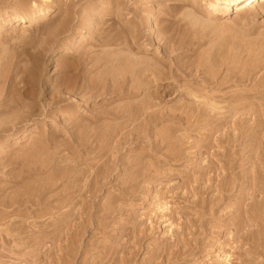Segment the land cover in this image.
<instances>
[{
  "label": "rangeland",
  "instance_id": "1",
  "mask_svg": "<svg viewBox=\"0 0 264 264\" xmlns=\"http://www.w3.org/2000/svg\"><path fill=\"white\" fill-rule=\"evenodd\" d=\"M16 1L15 0H3V1L1 0L0 1V118L3 119L4 121L7 120V122H3L0 119V121H1L0 123H2V124H0V128H1V125H3L4 123H7V124L10 123L9 120L13 117V115L12 114L8 115V113H9L8 111L11 110L10 113L12 112L13 114H15L14 109H13L15 107L14 104L20 106V104L22 103L23 105L21 104L22 106H20L21 110L19 109L21 111V113H22V111L25 112V110L26 111H32L33 117L30 120L26 121L25 123L17 124V127H19V128L16 131H14V129H13L12 130L13 133L9 132L6 134H0V158H3L2 155L4 153H6L5 155L9 154V156H12L11 158H13V155L16 154V155H20L19 156V158L21 157L20 162L21 161L24 162L25 161L24 159L28 158L27 157L28 155L26 153L28 151H30L31 148L29 146H32L31 144H33V146H32L33 149L35 147H36L35 148L36 150L38 149L37 151L35 149L34 150L31 149V150L41 154V151L43 150V146L46 145V144L45 145L43 144V146H41L42 145V137H45L48 134V132L50 133L52 130H53L52 132L55 131L56 135L52 136L53 137L52 141L56 138L57 141L56 140H54V141L57 142L58 146H56L57 145L56 142L53 141L54 144H56L55 148H57V149H56V153H55L56 156L51 155V159H52V156L55 158L56 157L59 158L58 160H57V158L55 159V160H57V163L53 167L54 168L56 167V168H55V170L54 169L48 170L50 168H47V166H46V168H44L42 170L43 172L41 171L42 174L40 173L42 175V177L43 176L45 177V180H48V178L50 179V177H53L52 179L48 180V181L53 182V184H52V182H50V186H49V189H51V192L52 191L56 192L55 190L58 191V190H61L63 188L66 189V187L71 186L72 180H68V179H72V174H70V173H73L76 171L75 175L74 174L73 175L74 176L78 175V178L80 179V180H78L79 182L78 181L75 182L77 184V187H79V188H77L78 192L76 191V193H80L81 188H83L81 191V193H83V190L85 189V184H83V183H86L90 178V177H88V174L90 173L89 176H91V172L93 173L95 168L97 170L98 165L102 164L101 167H99V169H101L104 164H107L105 161L103 162L105 157L107 159H109V157H110V159L113 158V160H114V157L122 156L123 158L126 157L127 159L129 158V160H130L132 157L136 158L137 157L136 155H139L138 157H142L141 160L146 159V161L144 160L145 162H148L147 160H150L149 162H152L154 160L156 163V167H158V169H159V165H160V167H161V165H165V166L162 169L160 168L159 170H156V171H155V169H151V171H149L150 175H147V177H145V175H144L145 166L143 165L144 167H142L141 164H139V165L136 164L138 166L133 164V167L135 165L137 167V171L139 170L137 173L138 178L135 175V172H137V171H135L133 169V167H131L132 164L127 165L126 166L127 168L124 167L125 169H122L121 173H118V176L116 175V177H117L116 179L119 178L118 180H120L122 178L121 180H125V178L128 179V177L130 176L131 181L133 180V178L136 179L134 181L136 183H134V182L131 183V181H130V183H128L129 186L126 184V186L129 187L127 189H128V191L130 190L129 191L130 193L128 192L129 195H127L128 193L127 194L125 193V195L123 194L124 196H122V197H124V199L121 197L123 200L119 198L121 195H119V191L116 190V188L109 187V189L103 188L98 192L96 191L97 193L95 192V195L96 196L98 195L97 198H99V199L94 198V200H95V202L98 201L97 203H100L99 205H101V206H104V204L107 205V202L109 200H110L109 202L112 203L113 205L114 204L115 205L118 204V206L123 205L122 206V212H120L121 214L119 213L120 216L118 214H116V215H118L116 217L112 216V217H109V219H107L108 217L102 218V220L104 221V226H103V222H102L101 218L98 219L95 216H94L95 219L93 218V216H92V218H89L90 216L86 215V214H85L86 217L87 216L88 217L86 220H83L82 222H81V220H82L81 218H78V219H80V221H78V219H72V212L74 215L77 214V212L81 208L80 204L83 201L79 200L78 203H76V205H74V204H72V200L70 198H69L70 200L67 199L66 201H64L63 198H61V197L58 198V196L57 197L54 196V198L53 197L50 198V199H53L50 201V203H51L50 206H52L53 204L56 203V205H53L52 208L49 205L47 207L45 205H43L45 207H43L41 205H39L38 207L32 205V206L28 207L27 209H19V210L10 211V218H11V222L13 224H12V227L10 228L11 229L10 234L7 236L8 238L7 239L6 238L0 239V264H39V263L40 264H53L52 262H55L57 264H247V262L248 263H250L252 261L254 262L255 260L256 261L259 260L260 258L263 261V259H264L263 253L264 252H262V251H259L258 255L256 254V255L251 256L252 255V252H251L252 249H250V246H248L250 243H247V240H246V243L244 242V240H242L244 238V235H245V234L241 235V234H243L244 229L242 228L243 230H239V231L235 232L236 230L234 227H235V223L237 222L235 217L238 219V217H237L238 211L237 212L231 211V210H234V208L236 210L237 206L235 207V204L233 202H235V201L239 202V200H240L239 198L242 197V196L240 197V195L244 196V194L242 192L243 191L244 192H246V191L250 192L249 187L247 186L249 183L246 182V181H249V178L244 176L245 181H244L243 177L240 178L239 179V185L240 186H238L236 188V190H231L230 191L231 193L229 191L227 192L228 196H230V198L229 197L228 198L229 199L232 198L231 200L227 199L228 201L226 200V201H219V202L217 201L216 202V200H213L214 196L217 193V190L214 189V187L209 188L206 193H202V191H201L202 190L201 187L203 186L204 182H207V183L212 182V180H209L207 178L212 177L211 179H214L213 184L215 185L217 183V179H218L217 174L221 175L222 169H220V165H221L220 163L221 162L219 163V161L215 160L216 157H214V155L211 156L212 154H210L213 152V150L220 152L221 147H217L216 145H213L212 147L209 148V150L207 152L203 151L202 144L208 138L205 139L202 134H204L205 132H209V129L207 128V131H205L206 128L203 129L199 125L197 128L196 119L194 118V115L198 114V112L197 113L195 112L196 114L193 112V121L195 120L196 127L194 124H192V123H194L193 121H192V123H189V124L190 125L192 124L194 126L188 125V123H186L184 120L181 122V124L175 123L172 121H168L169 123L167 121H163V122H166V124H170V125H166L165 123L161 122V124L158 123V124H155L153 127L149 128V130H151L150 132L155 131L154 133H157L156 131H158L157 135H155L154 133H149L148 128H145L144 125H143V127L145 129L142 127L143 123L140 121H143L144 115H145L142 112H139V113H141V116L139 115V113L136 115L137 117L139 115L140 119H138L135 116V118L133 119L135 121H133V123L131 121H127L128 123H132V124H134L136 122L134 125H132V124L128 125L127 124V126L122 125V124H126L124 122L125 121L124 118L123 119L122 118L116 119V122H117V120L119 122V120H121V119L124 121H120L119 123L118 122L115 123L114 122L115 117H111V115L109 117L107 115L108 114L107 112L115 111V109L112 110L115 105L119 106V103H121L120 106H124V105L126 106L128 103H130L131 99H132L131 100L132 103L134 101V105L136 107L135 109L137 110L138 106H136V105H137V102H138V104L141 102L140 100L143 98L142 95H139V96L136 95L135 98H134V96L132 98L126 97V99H125L123 96H121V93H120L119 94L120 96L118 94H117L118 97L114 96L116 98V100H115L114 97L113 98L109 97L112 95L108 94V95H105V97H102L103 99H105L103 101L100 99L101 97H99V98L96 97V99L95 98L94 99L88 98L89 100L87 98H84L85 96L88 97L90 92H88L87 95H86V93L84 95H81L80 92L78 93V91L80 90L79 87L81 86L80 83H82L84 81H88V79L90 82H92V86L95 88H98V89H102L103 86L111 88L112 85H118V82L116 81V79L115 80H109V82L111 81V83H108V84L107 83L103 84V82L101 80L100 81L97 80L99 78L98 74L103 72L105 68L107 69V67L106 66L104 67V65L101 64L104 67V69H103V67H101L100 64H97V66H100L103 69L102 70L99 67H97L96 64L93 65L92 62H93V60H95L97 58H100V57L103 58L104 56H107V54L111 51L113 52L115 45H116L115 43H118L117 39L119 40V38H116V39L112 38L113 40L115 39V43H112L111 41H109V42L107 41V42H105L106 45H102V44H104L105 38L104 39L99 38V41H98V40H96V37L97 38H98V36L101 37L102 35H104L105 32H106V34L104 36H106V35L109 36L110 33L111 34L113 33V35H111V34L110 35L112 37H117L118 35L116 33H118V32H116V30H117L116 27L118 28L121 23L123 24V25L121 24V26H120L121 28L123 26L130 27V26H134V25H137V26L139 25L142 33L147 27H149V25H151L152 29L155 28V30H156V28H158V29L160 28V30H161L163 28V27H161L162 24L164 26L167 25L168 27H166V29L168 28V31L171 29L170 30L171 32L169 31V34H170V40L172 42L169 40V37H168L169 34H168V31L165 29V27H164V29L166 30L167 34L165 33L164 29H163L164 32H163V30L160 31L158 29H157L158 31L156 30V32H157V34L160 33V37H163V35H162L163 33L168 35L166 37V35L164 34L165 37L162 38L163 39L162 41L165 42L166 40L167 41L169 40L168 42L167 41L166 42L170 43V44L173 43L174 45H179V44H175V41H173V40H177L176 41V43H177L180 37H184L187 35V37H185L183 39V41H182V38H180L179 43L184 42V40L190 39V37H191V39H193L195 37V35L197 36V34L201 35V36H199L200 38L199 37L194 38L195 40L198 41V43H195L193 45L192 51H190L193 53V49H194V53L190 54L191 56L188 54L190 52H188V53L186 52V54H184V56H186L187 54L189 55V56L187 55V59H189L188 63L191 64V65L189 64V66H188V67H190V69H192V67L197 64V62H198V61H196L197 57H198L197 60L203 59L205 64H207V65H205L203 63V65L208 68V69H206V67L204 68V66L202 64H200V63H202L203 60L199 61L200 63L198 62V64H197V66H199V67L194 68L195 67L194 66L193 70H191L192 77L194 75L196 77H198L197 80H195L197 82L195 83L191 76H188V78L186 77L187 79L184 82L181 81V84L183 87L182 89H184L183 94L185 93L186 95L185 94L184 95L186 97H188V99L193 98V97L188 95L189 90H192V89H193L192 91H195L199 96L197 98V100H195V98L189 99V100L187 99V101L185 103H188L187 104L188 106L191 104L190 106H192L193 108H199V107L202 108V106L206 102V100H204L205 99L204 96L210 97V96L217 95V93L214 90L215 86H216V82L218 80H220L221 78H223L226 74H229V73H231V75L234 76L233 79H235L236 77H239V78L243 79V82H241V83L235 82L234 84H232V83L225 84V87L223 88V92L225 91L227 93H234V91H236L237 92L236 94H239L240 92H243L244 89H241V88H245V86L246 87L249 86L248 89L245 88L249 92V91H251V89L249 90V88L252 87L251 85L253 84V81L256 82V81H260V79H263L262 74L264 72V65L262 67L260 66V64H263L261 62L262 61L264 62V59H263L264 55L260 54L261 51L264 49V48H262V46L264 44V11H261L258 8V6H259L258 3L252 2L249 5L243 4L241 6H238V9L237 8L236 9L233 8L232 10L230 9L227 12V14H225V15H216L214 13L212 14L211 8H215L214 4L217 5L218 3L214 2L212 4H209L208 3L209 0H199V1L194 0L195 2L192 0H116L118 3L120 1L119 4L113 0H51L48 2L45 0H20L21 3L28 1V2L23 3V4L29 3L28 5H31V3H34V4L36 3V5L34 6L35 8L34 7L32 9L30 8L29 9L30 11L34 10V12H36V13L39 9H43L46 11V13L43 16L41 15L42 18L39 19L38 22L30 23V26H27V28L24 29L23 27H21V22L17 19L20 17H25L26 15L30 14L31 12L26 11L25 9H24V11H26L25 13L21 12V9H22L21 5L22 4L19 3L20 1H18V0H16ZM123 1H124V3H123ZM114 2H116L118 4L116 7H114L116 5ZM177 3L179 4V6H177L178 5ZM191 4H193V5L191 6ZM123 5H125V7H123ZM18 6H20V7L18 8ZM173 6H175V7L177 6V7L175 8ZM126 8H128V9H126ZM178 8H181V9L178 10ZM257 8L261 12L258 11V13H257L256 12ZM185 9H187V10L189 9L188 11H186V14L189 13V15H186L187 17L190 18V19L188 18L189 21L186 20L187 17L183 21L180 20L181 17H182V19L185 17V15H183V14H185ZM190 9H192V12L190 11ZM16 10L17 11L19 10V12H17ZM123 12H125V13H123ZM126 12H127V15H126ZM165 12L167 13L166 15L164 14ZM84 13H85V15H84ZM86 13H87V15H86ZM115 14H116V18L114 19ZM118 14L119 15L121 14L122 16L120 15V17H117V16H119ZM135 14H137L139 17L135 16ZM191 14H193L195 16L197 15V17L198 18L200 17L202 20V24H200L198 22L197 25L200 24V27L198 26V28H195V27H197L195 24V22L197 23V21L194 20L195 22H191V24L193 23L195 25V27H194L195 30L193 28V24L190 25V23H189L191 18H192ZM83 15H84V18L82 17ZM110 15L113 18H111ZM129 15H131L132 17ZM99 17L101 18L100 21L98 19ZM127 17H129V18H127ZM140 17H141L140 20H142V21L139 20ZM108 18L110 20H106ZM118 18H119V20H118ZM198 18L193 17L192 21H193V19L197 20ZM200 18L198 21H200ZM111 19L113 22L111 21ZM84 20H85V23H84ZM101 20H102V22H101ZM103 20H105V22H107V23L104 22L106 25L103 23ZM121 20H123V21H121ZM129 20L132 21V22L130 21L132 24L135 22H137V24L135 23L134 25H132L129 22ZM145 20H147L148 23H147V21L144 23ZM79 21H81L80 22L81 24L79 23ZM86 21H87V23H86ZM88 21H89V24H88ZM118 22L120 24H118ZM100 23H103V24H100ZM125 23H127V24L130 23V24H128L129 25L128 26ZM142 23H144V24H142ZM79 24H80V26H79ZM107 24H108V26L110 24L111 28H115V31H114V29H112V31L109 30L110 33H108L107 29H109L110 27L106 28V27H108ZM145 24H146V26H144ZM102 25H103V29H104L103 31H105L104 33H103V31L99 32V30H102ZM187 25L191 29V33H193V34H194V32L196 33V34H194V37H192L193 34H192V36H190L191 33H188L190 31V29L187 28ZM201 25L202 26L204 25L205 27L203 26V28H201L202 27ZM53 27L54 28L56 27V29H54ZM46 28H48L49 31ZM51 28H53V31H51ZM57 28H58V30H57ZM192 28H193V30H192ZM93 29H94V31H97L99 33L94 32ZM183 29H185V30L189 29L187 31L188 34L186 33L185 35L183 34V36H182V32L183 31L186 32ZM55 32H56V35H54ZM114 32H115V34H114ZM153 32H154V30L151 31V34ZM156 32H155V35H153L154 38H156L159 35L158 34L156 36ZM119 33H121V32L119 31ZM144 33H146V31H144ZM177 36H180V37H177ZM94 37H95V39H94ZM118 37H120V34ZM160 37L158 36L156 41L153 38L149 42V41L145 40V37L143 38V36H142L141 40L139 39V44H140V41H141V44L137 46V47H139V46H142V47H139V49H138L137 47H135L136 45H134V49H132V52L136 48L137 49L135 50L134 53L131 52V55L135 56L136 52H138L136 59H139L138 58L139 56H140V58H142V56L147 57L148 61H149V59L152 58L153 60L151 59L149 62H153V63H155L156 60H158V59H160V60L163 59L164 61L161 60L160 62H162V63L164 62L165 63L164 65L166 67H167V64L169 66H171L173 64V62H177V60L179 59L177 52L178 51L181 52L182 50H185V49L183 48V49H178L176 51L174 50V51H172L173 53H170L169 55H163V52H162L163 46L161 47L162 42L159 41V40H161ZM199 39L201 41H199ZM101 40H104V41L100 42ZM92 42H95V43H92ZM119 42H120V40H119ZM145 46H146V48H145ZM195 46H197V48H194ZM55 47H57V48H55ZM110 47L113 49H111ZM78 50L79 51L84 50V52L86 50V53L90 52V54L92 53L91 55L95 54L97 57L95 58V55L94 56L90 55L91 58L89 56L88 57L90 59H92L91 61H90V59L83 60L84 57L79 58V56L77 55ZM106 50H107V53H106ZM87 51H89V52H87ZM152 51H154V53ZM158 51H160V52H158ZM263 51H262V53H263ZM72 53L75 55V57H77L80 60V61H78V63L80 65L77 63V61H74V60H78V59L74 58L73 57L74 55ZM144 53H146V54H144ZM207 55H208V57L211 56V57H209V59H207V61L209 60L208 62L205 59L207 57ZM212 55L213 56L216 55V56L213 57ZM154 56L157 59L156 58L154 59ZM175 56H178V57H175ZM195 56H196V58H195ZM149 57H151V58H149ZM174 57H175V59H174ZM189 57H191V58H189ZM212 57L213 58L217 57V58H216V60L215 59L212 60L213 59ZM93 58H95V59H93ZM134 59H135V57H134ZM165 59H167V60L169 59V60L167 61ZM187 59L185 60V58H184V61L187 62ZM193 59H195V62ZM144 60H145V58H144ZM190 60H192L193 62L191 63ZM210 60H212L213 63ZM258 60L260 63L257 62ZM214 61H216V62H214ZM223 61L225 62V64H223ZM82 62H84V63H82ZM89 62H91L90 64L93 65L94 68L93 67L91 68V66H89L90 65ZM209 62H211V63H209ZM255 63L258 64L259 67L255 68L256 67ZM81 64L83 66H84V64H86L85 65L86 69H85V67L81 68ZM210 64L212 66L217 65V67L219 66V68H216L215 66H213V68H212ZM232 64H234V66H232ZM250 64H251V66H250ZM253 64L255 66L254 67L255 69H251ZM87 65L89 66L90 70L88 69ZM164 65H162L161 68L165 67ZM201 65L203 68L201 67ZM208 65H210V67ZM220 66H221V68H220ZM248 66H249V68H248ZM171 67H174V64ZM200 67L202 68V70H204V71L206 70V71L205 72L202 71L200 69ZM81 69L88 70V71L82 70L87 75L90 72V74L88 75L89 77L85 76V74H83L85 77H88L87 80L84 77L82 78L83 75L81 73H83V72L81 71ZM247 70H249L250 72ZM73 71H75L76 73H74ZM106 71L109 73V75L114 76L116 78H119L118 74L120 72L119 73L117 72L119 70H116V72L118 73V74L116 73L117 76L114 74H110V73H114V72H112L113 70L111 72L108 70H106ZM114 71H115V69H114ZM200 71L202 73L203 72L204 73L203 74L197 73ZM207 72H209V73H207ZM77 73H79V77H78ZM95 73L96 74L98 73V74L96 75ZM205 74H206V76H205ZM197 75H199V76H197ZM74 76L75 77L77 76V77L73 78ZM202 76L204 78H206L207 80L211 79V80H209L211 82L210 85H208L209 83L208 84L202 83L199 80V78ZM209 76H212V77L209 78ZM92 77H94L95 79ZM114 77H112V78L114 79ZM83 79H85V80H83ZM171 79L173 80L174 77L172 76ZM171 79L169 78V80L167 79L166 81L167 82L170 81L171 84H176V82L172 83L173 81ZM81 80H83V81H81ZM93 81L95 82V84ZM186 83H188V84L190 83V84L187 85ZM96 84H98V86ZM245 84H247V85H245ZM99 86H101V87H99ZM74 87H76V88H74ZM72 88H73V92H72ZM196 88H198V90ZM76 89H77V93H76ZM213 90H214V92H213ZM231 90L233 92H231ZM240 90H242V91H240ZM248 92H246V93L250 94V95L254 94L252 91L250 93H248ZM210 93H212V94H210ZM18 94H19V97H18ZM52 94H53V96H52ZM57 94H59L60 96ZM174 95L175 94H173V96H171L172 98L170 96L165 97L166 105L165 104L163 105L164 102L162 101L163 103L160 106L161 100H159V99L158 100L152 99V101L154 100L155 104L158 101V103H160L159 104L160 107L168 106V107L172 108V107L180 105L181 104L180 102H182L180 99L181 97H180L179 101H178L180 104H177L176 99H178V97H176ZM36 96H38V98ZM72 96H73V99H72ZM82 96H84V97L82 98ZM49 97L53 101H55V100L57 101V99H58L57 97H62V101L60 103H57V105H55V106L60 105L61 107L60 106L54 107V109L52 108L53 110L51 109L52 110L51 113L49 112L50 114L49 113L47 114L48 116H46V115L43 116V115H41V110H40L41 108L40 107H42V108L44 107V103H42L44 101V98H45V100L48 101ZM74 97H75V99H74ZM140 97H141V99H140ZM168 97L170 98V100ZM19 98H21L22 102L19 100ZM31 98H32V100H30ZM35 98H37V99H35ZM138 98H139V100H138ZM173 98L174 99L176 98L175 99L176 102L174 101ZM199 98H201V99H199ZM50 99H49V101L52 102ZM78 99L81 101L86 99L87 101L84 100L86 102H81ZM122 99L128 101V102L125 101L127 104L122 105L123 104L122 102H124V100H122ZM24 100L25 101L27 100L26 103L29 101L28 102L29 104H26V103L24 104V102H23ZM35 100H37V101H35ZM76 100H78L80 103L77 102ZM193 100H195V102H193ZM15 101H16V103H15ZM18 101H20V104H18L19 103ZM101 101H103L104 104ZM105 101L108 103H106ZM173 101L177 105H174L175 103H173ZM202 101H204V102H202ZM36 102L39 103L40 105L37 104ZM44 102H46V101H44ZM76 102H77V104H76ZM196 102L197 103L199 102L201 105L197 104ZM33 103H34V105H33ZM8 104L10 107L8 106ZM30 104H32V105L30 106ZM193 104L194 105L197 104L198 107L194 106ZM255 104L256 103H253V102H252V104L248 103V105L244 104L246 106H243V104H241V105H238L237 108L245 110V108H251L252 107L253 109H255L254 108ZM11 105H14V106H11ZM249 105H250V107H248ZM25 106L27 107V109H25ZM28 106H30V108ZM36 106H37V108H36ZM72 106L74 107V112H73ZM159 106L157 107V105H154V106H152L153 109H151L152 108L151 107L150 110L151 111L155 110V109L158 110ZM31 107L36 108V109L32 110ZM46 107H47V105H46ZM106 107H108V108L104 109ZM109 107L111 108V110H109L110 109ZM124 107H122V108H124ZM22 108H24V110ZM67 108L69 109V110H67L68 113L66 111ZM118 108H120V107L116 106V109H118ZM244 110H242V111L240 110L241 113H243ZM20 111L17 113L18 115L21 114ZM97 111H99V112H97ZM34 112L37 114L39 112V114L37 115ZM102 113L103 114L105 113V115H103ZM135 113H136V111H135ZM34 114L36 116H34ZM142 114H143V116H142ZM241 115L244 116L245 114H241ZM104 116H106L107 119H105V121L101 122L105 118ZM7 117H10V119ZM97 117L98 118L101 117V119L99 118V120L98 119L94 120ZM5 118H7V119H5ZM112 118H113V120H112ZM136 118L138 120H140L139 121L140 125H139V122L137 123L138 120ZM248 118H249L248 123H251L253 117H251V118L248 117ZM190 119H192V118H189V120ZM106 120H108V121L111 120L110 121L111 124L108 125L109 122L106 124V122H107ZM129 120H130V118H129ZM131 120H132V117H131ZM214 120L215 119H212L211 121H214ZM73 121L74 122L75 121L80 122L79 126L75 125L78 122L74 123ZM95 121H97V122L100 121L102 123V125L105 126L106 129L107 128L108 129L106 131L103 129L101 130V128H103V126L102 125H101L102 127L98 126V124H101L100 122H98V123L96 122L97 123V125H96ZM112 121H113V123H112ZM71 122H72V125H71ZM170 122H172V124ZM183 122L186 124H183ZM190 122H191V120H190ZM73 123L75 126H73ZM114 123L116 125L118 124V126H117L118 129L122 128L121 130L116 129L118 133H116V131H114V129L116 127V125ZM120 123H122L121 126H119ZM162 123L165 124L166 126H168V127H165L168 129V131H169L170 126H172L171 127L172 129H170V130L171 131L173 130V127H174L173 125L177 126L174 128L178 129V130L174 129L176 131L175 133H174V130L172 131L174 134L171 131H169V133H168L167 129L163 130L165 125H162ZM105 124L107 125V127ZM113 124L115 125V127H113ZM86 125L88 126L87 130L89 129L90 131L93 128H94L93 131H95V125H96V128L100 127V128H97V130H100L98 132H97V130L95 132L91 131L93 133V135L91 132L88 131L89 133H91V135L87 132L88 135H90L89 137L87 135V137L89 138V141L87 140L88 138L85 137L87 133H85V134L82 133V132H86L87 130L84 128H83L84 131H83V129H80L81 127H85ZM135 125H136V127H137V125L139 126V127H137L138 130L136 129V127H134L135 130L138 131V132L136 131L137 134L136 133L135 134L138 135V137H140L139 136V134H140L141 139L138 138L136 135H135L136 139L134 137H130L131 135L134 136V132H132V131H135V130L132 127ZM122 126H125V127H122ZM74 127H77L76 131L74 130L75 129ZM91 127H93V128L91 129ZM111 127H112V129H111ZM199 127H200V129H199ZM140 128L142 131L144 130L143 131V133H144L143 137H142V132L139 130ZM129 129L131 131L128 132ZM161 129H162L163 133L165 131V134L169 135V136H170V133H172L173 135L179 133V135H180L179 130H181V135H182L181 137L182 138L180 139L179 135H176V137H174L173 135L171 137H166L165 134H164L165 136L163 138V134H161L162 132H160ZM23 130H25V132ZM26 130L27 131L30 130L29 133H27ZM111 130H112V133H113V131L115 133L110 134ZM182 130H183V133H185V134H182ZM42 131H44V132L42 133ZM45 131H47V132H45ZM107 131H109V132H107ZM123 131H125V134L129 133L130 135L129 134L125 135L123 133ZM139 131L141 133H139ZM166 131L168 134L166 133ZM103 132L105 133V135L108 133L109 136L107 135L104 138ZM121 132L124 134L123 136H122ZM130 132H132L133 134ZM145 132H146V134H145ZM40 133L42 134V137L39 135ZM79 133L82 134L83 138H82L81 134H79ZM119 133H121V136L123 137V139H121L122 137L120 138L117 136V134L119 135ZM69 134H70V136H69ZM75 134H76V137L81 136L80 138L79 137H77V138L80 140L82 139L81 140L82 142L84 139L88 141V142L86 141L85 143L83 142V144L87 143L86 145H88V143H89L86 150L84 149L82 151V147H80L79 144H77V143H82V142L80 140H78L76 137L75 138L73 137ZM153 134L155 135V138H156V136L160 137V138L157 137L155 142H157L159 140L161 141L162 139H163V141L164 140L167 141V139L170 138V140L172 142L169 139L168 140L171 143L175 144V142H173V141L175 140L174 138H177V140H175V141H176V143L178 142L179 145L178 144H176V146L173 145V149H172V146L169 147L171 145V143L169 141H167L168 143L159 142L160 144L158 143V147L160 146L159 148L161 149V150L159 149L160 150V152H159V150L157 149L158 147L156 148L157 150H155V147L153 148V147L148 145L149 142H153V140L155 139ZM112 135L113 136L115 135V136L112 137ZM144 136H148V137H146L147 139H145ZM177 136H179V137H177ZM37 137H39L41 139H38ZM116 137H118V139H120V140H116V141L121 143V144L119 143L120 146H118L119 145L118 143H117L118 145L112 144V142L116 143V141H115V139H117ZM127 137L130 138V140L127 139ZM151 137L154 139H152ZM161 137H162V139H161ZM124 138L126 140H128V142L126 140H124ZM165 138H167V139H165ZM35 139H36V141H35ZM76 139L78 140L77 142H76ZM103 139L105 140V142L103 141ZM150 139H152V141H150ZM106 140H107V142L111 141V144L109 142H108L109 143L108 144L106 142ZM132 140L135 143L132 142ZM136 140H138V141H136ZM102 141L104 142V144L107 143V145H105V147L107 149L104 148L105 149L104 152H103V150L99 149V148H101V149L103 148V147H101V145L103 143ZM122 141H124L126 143H124ZM53 142L52 143L48 142V143H51V145H52ZM181 142H183V144ZM37 143H39V144H37ZM97 143H98V146H100L99 148L98 147L95 148L96 147L95 145ZM130 143H132V144H130ZM146 143H147V145H146ZM51 145L47 144L45 146L43 152L46 153V151H47L48 152L47 154H49V153H52L53 151H55L53 149L54 145H52V148H51ZM113 145H115V146H113ZM141 145H142V148H141ZM47 146H48V148H47ZM89 146H91L93 148H90ZM27 147H29L28 150H27ZM40 147H41V149H40ZM58 147H59V149H58ZM109 147H111L112 149L116 147V149L114 151H116L117 155L112 149H110V153L114 152L115 156H114V153L110 154L109 149H108ZM132 147H133V150L131 149ZM168 147H169V150L171 149L170 150L171 152H169V150L167 151ZM49 148H51V149H49ZM151 148H153V150ZM218 148H220V149H218ZM47 149H49L50 151L51 150H53V151L50 152ZM79 149H81V150L79 151ZM93 149L100 150L101 155L99 154L98 151H97L98 155L97 154L94 155L93 153H97V152H96V150L94 151ZM141 149H142V151H141ZM134 150H136L137 152L139 151V152L136 154V151L134 152ZM143 150L144 151L146 150L147 154L144 153ZM154 150H155V152H158V154L160 153L159 158H157L158 155H157V153L154 152ZM38 151H40V152H38ZM81 151H82V153H81ZM86 151H87V154L85 153ZM92 151H94V152H92ZM128 151H130V152H128ZM140 151H141V153L142 152L143 153L141 154ZM165 151H167V153ZM23 152H24V154H26L25 155L26 157L23 155ZM35 152H32L33 156H35V155L37 156V153H35ZM43 152L41 154L43 157H41L40 154H38V156H37L38 158L35 156V159H38V160H35L34 157H32L30 155V158L34 159V161L31 159L33 161L32 163L40 161L41 158H42L41 162H43V163L47 159L49 160L50 155L44 156L45 154ZM77 152L80 153L81 156H80V154L78 156L76 154ZM106 152H107V154H106ZM119 152H120V154H119ZM168 152L170 153V155H168L169 154ZM33 153H35V154H33ZM103 153L105 155H102ZM127 153H128V157H127ZM161 153H163V154L166 153L167 158H168V159L167 158L166 159L169 160V161H167L168 163H166L167 165L162 160V158L165 154L161 155ZM28 154H31V153H28ZM84 154H85V156L87 155L86 156L87 158L84 156ZM143 154H145L146 156ZM21 155H23V157ZM99 155L102 157H99ZM129 155L131 158L129 157ZM132 155H135V156H132ZM141 155H143L144 158ZM171 155L174 159L171 157ZM244 155L246 157L247 153ZM9 156H7V157H9ZM168 156H170V157H168ZM72 157H74V158L79 157V159L77 158V160L79 162H78V164H76L75 168L77 170L79 169L80 175L77 173L78 171L75 168H74V171L70 170L71 172H66V170L65 171L62 170V168L65 169L63 167V164H65L66 161L69 164L72 161ZM211 157H212V159H211ZM43 158L45 161L43 160ZM147 158H149V159H147ZM151 158H153V160ZM154 158L160 159L163 162H158V164H157V162H156L157 159L155 160ZM28 159H26V160H28ZM107 159H105V160L107 161ZM31 160L29 159L25 163L27 164L28 162H30L28 164V165H30ZM81 160H83V163ZM113 160H111V161L108 160V161L112 162ZM207 160L208 161L214 160V162H215L214 167H217V168H216V170L214 169L215 171L214 170L209 171V173H207L205 176H203L200 167H202V165L204 166L208 162ZM144 161L143 162L141 161V162L145 163ZM109 162H108V164H109ZM37 163L42 164L40 162H37ZM71 163H70V165H72ZM87 163H89V164H87ZM91 163L94 164V168H93V165ZM203 163H205V164H203ZM57 164L59 167L57 166ZM83 164H84V167H83ZM96 164H97V167H95ZM248 165L246 164L245 167H249ZM78 166H80V167H78ZM89 167L93 168V169H90ZM130 167L132 168L133 171L131 170ZM138 167L141 169L143 168V171H141V169H139ZM82 168L84 170H82ZM126 169L129 170V171H127L128 173H130L132 171V173H134V174L132 175L130 173L129 175H127L128 173L126 172ZM80 170H82V172H80ZM67 171H69V170H67ZM117 171H118V168L116 169L115 172H117ZM65 172L67 173V175L65 174ZM84 172L87 173L88 180H87V178L83 179L84 177H86V173H84ZM142 172H143V174H142ZM81 173H83V174H81ZM140 174H142L145 177L144 179L146 180L147 183L149 181L148 184L146 182H144V183L142 182L143 184L141 183V181H144V180H143L142 175L139 176ZM247 174H248V171H247ZM41 175L35 174V176H34V174H33L30 177L34 178L36 176H39L40 178H42ZM68 175H70V176H68ZM124 175H125V177H124ZM126 175H127V177H126ZM8 176L9 175L7 174V167H4L3 164H0V179H1L0 181H2V180L5 181L4 179H6V177H8ZM65 176L66 177L68 176V177L66 178ZM79 176H81L82 179ZM132 176H133V178H132ZM30 177H29V180H31ZM44 177H43V180H44ZM130 177H129V179H130ZM149 177H151V179ZM26 180H28V178ZM82 180H84V181L82 182ZM67 181L68 182L71 181V182L68 183ZM240 181L243 182L242 184H244V185H242ZM113 182L114 181L111 179V183H113ZM0 183H2V182H0ZM11 183L13 184V186ZM133 183L135 184V187H133L134 186ZM6 184H8L9 191L12 190V192H13L15 190V184L13 182L9 181ZM66 184H69V186L68 185L65 186ZM131 184H133V185L131 186ZM144 184L147 186H144ZM9 185H11V186H9ZM137 185H138V188H136ZM139 185H141V186H139ZM241 186H243L242 189H245V190L241 191ZM140 187H141V189H140ZM239 191L242 194H240ZM51 192L47 193V194L49 195V194H51ZM76 193H75V195H76V198L78 199L79 194H76ZM86 193L87 192H85L84 194H85L86 199H87L89 197V194L88 193L86 194ZM134 193H135V195L133 196L132 194H134ZM246 193H245V196L247 194H249V193H247V194ZM238 194H240V195L238 196ZM112 195H113V197L115 196L119 199L117 200V198L116 199H115V197L113 198ZM55 197L57 199H55ZM109 197H111V198H109ZM246 197L248 198V195ZM258 197L261 198L260 196H258ZM258 197H257V199H258ZM247 198H246L247 201L245 200L244 204H245V202L246 203L249 202V200ZM111 199H112V201H114V200H116V201L112 202ZM202 199H203V201H202ZM204 199L206 201L209 200V204L207 205V207L214 204V206H211L212 209H211V207L206 208L204 206L205 205L203 203ZM211 200H212V202H211ZM61 201H63V202H61ZM121 201H122V203L120 204ZM213 201H214V203H213ZM109 202H108V204H109ZM230 202H231V204H230ZM162 203H164V206H166L167 209H165L163 211L157 210L156 207L158 205H163ZM165 203H166V205H165ZM215 203H217V204H215ZM236 204H239V203H236ZM48 207H50V208H48ZM243 207H245V206L243 205ZM119 208L121 209V207H119ZM123 208L125 209V211H123ZM85 211L88 212V209H86ZM235 213H236V215H235ZM85 215H84V217H85ZM219 216H220V219H217V217L219 218ZM88 219H89V222L91 221L89 223V225L87 224ZM91 219H93V220H91ZM221 219L223 220V222L222 221L219 222V224L221 223L220 224L221 226H220L218 224V220H221ZM233 221H235V223H232ZM77 222H78V224H77ZM79 222L82 224H86V227H88V228H86L84 226L86 228L85 230L82 229V232L85 231L84 233L79 232V229L81 230V228L77 229L78 228L77 225H80ZM105 222L107 223V225H105L106 224ZM34 223L37 224L38 226H33ZM97 223H98V225H97ZM99 223L100 224L102 223L101 226H99L100 225ZM249 224L251 225V223L249 222L244 226V228H246V226H248V229H250V227H251V229H253L254 225L250 226ZM19 225L24 226L23 230L25 232L24 231H22V233L18 232L19 230L17 229V226H19ZM93 225L99 226V229L97 228L98 232L92 230ZM75 226H77L76 229H77L78 233L75 230ZM1 227H2V223H0V228ZM79 227H82V225H80ZM100 227L101 228L105 227V228H103V230H102ZM254 228H257V227H254ZM74 230L76 231L77 235L79 234L80 236L79 237L76 236V238H75V240H76L75 249H77V250L73 249V250H75V252L72 255V252H73L72 251V232ZM263 230L259 229L258 232L261 233V231L263 232ZM74 233L75 232H73V234ZM81 233H82V236H81ZM227 234L229 236H226ZM240 235L242 236V238L240 237ZM19 237H22L21 245H17V242H19L17 239ZM246 238H249V237H246ZM241 240H242V242H244V244L243 243L241 244ZM248 242H251V241L249 240ZM78 244H80V245H78ZM76 246L79 248H77ZM239 246H241V247H239ZM245 246H248V249L245 250V248H247ZM88 247L89 248L91 247L92 250L90 251ZM82 248L83 249L87 248V249H85V252L80 255L79 249L82 250ZM251 248H253V250L257 249V248L255 249L254 247H251ZM46 250H48V252H49L48 258L47 257L45 258L43 255L41 257H37V255L41 254V252H44ZM224 252L227 254H230L231 255L230 258H233V259L230 260V258H229V260H227V261L223 260L224 257H222V253L224 254ZM220 253H221V255L218 256V254H220ZM25 254L27 257L26 260L24 259ZM22 255H23V260H22ZM19 257H21V259H20L21 261L19 260ZM33 258H34V260H33ZM243 258L247 261L245 262V260H243ZM252 258H253V260H252ZM261 259L259 260V262L261 261ZM256 261H255V263H256Z\"/></svg>",
  "mask_w": 264,
  "mask_h": 264
},
{
  "label": "bare ground",
  "instance_id": "2",
  "mask_svg": "<svg viewBox=\"0 0 264 264\" xmlns=\"http://www.w3.org/2000/svg\"><path fill=\"white\" fill-rule=\"evenodd\" d=\"M1 1V0H0ZM3 1V0H2ZM16 1V0H15ZM18 1H20V0H18ZM45 1H51V0H45ZM113 1H116V0H113ZM192 1H194V0H192ZM196 1V0H195ZM194 1V2H195ZM199 1V0H198ZM17 2V1H16ZM23 2V1H22ZM25 2H28V1H25ZM25 2H23V3H25ZM35 2V1H34ZM117 2V1H116ZM116 2H114L116 5L114 6V7H116L119 3H120V1H119V3L117 4ZM126 2V1H125ZM214 2H217L218 4L217 5H215L214 4V7L215 8H211V12H212V14L214 13V14H216V15H225V14H227V12L231 9H238V6H241V5H249L250 3H252V2H255V3H258V8L261 10V11H264V0H209V4H212V3H214ZM2 3V2H1ZM19 3H21V1L19 2ZM23 3H21L22 5H21V8L23 9H21V12H26V11H29V12H31L30 14H28V15H26L25 17H20V18H18L17 20H19L20 22H21V27H23L24 29L25 28H27V26H30V23H35V22H38L39 21V19H41L42 17H41V15L43 16L45 13H46V11L45 10H43V9H39L38 11H37V13L36 12H34V10L32 11H30L29 9L31 8H33L35 5H36V3L34 4V3H31V5H28L27 3V5L26 4H23ZM123 3H124V1H123ZM193 3V2H192ZM198 3V2H197ZM178 4V3H177ZM176 4V5H177ZM127 5V4H126ZM193 4H191V6H192ZM177 6H179V4L177 5ZM176 6V7H177ZM196 6V5H195ZM20 6H18V8H19ZM123 7H125V5H123ZM173 7H175V6H173ZM175 7V8H176ZM181 7V6H180ZM17 8V9H18ZM35 8V7H34ZM131 8V7H130ZM193 8V7H192ZM256 9V12L258 13V11H259V9ZM24 9L26 10V11H24ZM126 9H128V8H126ZM133 9V8H132ZM181 8H178V10H180ZM255 9V8H254ZM85 10V9H84ZM189 10V9H188ZM187 9H185V14H183V15H185V17L182 19V17H181V19L180 20H185V18L187 17L186 15H189V13H187L186 14V11H188ZM17 11V10H16ZM190 11L192 12V9H190ZM189 11V12H190ZM261 11H259V12H261ZM17 12H19V10L17 11ZM183 12V11H182ZM243 12V11H242ZM123 13H125V12H123ZM129 13V12H128ZM184 13V12H183ZM244 13V12H243ZM252 13V12H251ZM27 14V13H26ZM108 14V13H107ZM133 14V13H132ZM165 15L167 14L166 12L164 13ZM242 14V13H241ZM84 15H85V13H84ZM84 15L82 16L83 18H84ZM86 15H87V13H86ZM112 15V14H111ZM111 15H110V17H111ZM119 15V14H118ZM121 15V14H120ZM120 15L119 16H117V17H120ZM126 15H127V12H126ZM134 15V14H133ZM169 15V14H168ZM192 15V18L193 17H196V18H198L197 17V15L195 16V15H193V14H191ZM190 15V16H191ZM109 16V15H108ZM122 16V15H121ZM125 16V15H124ZM129 16H131V15H129ZM135 16H138L137 14H135ZM244 16V15H243ZM87 17V16H86ZM89 17V16H88ZM109 17V18H110ZM132 17V16H131ZM139 17V16H138ZM216 17V16H215ZM106 19V20H110V19ZM111 18H113V17H111ZM116 18V14H115V17H114V19ZM123 18V17H122ZM126 18V17H125ZM127 18H129V17H127ZM189 17H187V19L186 20H188L189 21V19H188ZM192 18H191V20H190V25H192L191 24V22H195V21H197V23L195 22V24H196V26L197 27H195V25L193 24V28L195 27V28H198V26L200 27V24H202V20H201V18H200V21H198L199 20V18L196 20V19H193V21H192ZM86 19V18H85ZM89 19V18H88ZM99 19V21H100V17L98 18ZM105 19V18H104ZM121 19V18H120ZM141 19V17L139 18V20ZM118 20H119V18H118ZM117 20V21H118ZM127 20V19H126ZM132 20V19H131ZM131 20H129V22L131 21ZM134 20V19H133ZM144 20V19H143ZM195 20V21H194ZM98 21V22H99ZM111 21H112V19H111ZM116 21V20H115ZM121 21H123V20H121ZM125 21V20H124ZM140 21H142V20H140ZM147 20H145L144 21V23L146 22ZM19 22V23H20ZM81 21H79V23H80ZM101 22H102V20H101ZM105 22V20H103V23ZM113 22V21H112ZM111 22V23H112ZM132 22V21H131ZM130 22V23H131ZM198 22L200 23L199 25H197L198 24ZM83 23V22H82ZM84 23H85V20H84ZM86 23H87V21H86ZM103 23H100V24H103ZM105 23H107V22H105ZM104 23V24H105ZM115 23V22H114ZM130 23H128V24H130ZM136 24H137V22H135ZM135 23H131L132 25H134ZM141 23V22H140ZM144 23H142V24H144ZM147 23H148V21H147ZM152 23V22H151ZM81 24V23H80ZM80 24H79V26H80ZM88 24H89V21H88ZM92 24V23H91ZM99 24V25H100ZM113 24V23H112ZM111 24V25H112ZM118 24H120L119 22H118ZM122 24V23H121ZM121 24L119 25V27L121 26ZM126 25H128L127 23H125ZM98 25V26H99ZM106 25V24H105ZM104 25V26H105ZM123 25V24H122ZM149 25V24H148ZM161 25V24H160ZM159 25V26H160ZM163 25V24H162ZM161 25V27H163L161 30H163L164 29V27H165V29H166V27H168L167 25H163L162 26ZM107 26H108V24H107ZM129 26V25H128ZM144 26H146V24L144 25ZM153 26V25H152ZM202 26V25H201ZM204 26V25H203ZM203 26L201 27V28H203ZM101 27V26H100ZM110 27V24H109V26L108 27H106V28H109ZM113 27V26H112ZM117 28L116 27V29L118 30H116V32H118L119 33V31L121 32V33H119L120 34V37H118L119 36V34L118 33H116L117 35V37H112L111 35H113V33L111 34L110 33V31L109 30H111L112 31V29H114V31H115V28H109V29H107L106 31L108 32V33H110L109 34V36L108 35H106V36H104L105 34H106V32L105 31H103L104 29H103V25H102V30H99V32L100 31H103V33H104V35H100L101 37H99L98 36V38L96 37V40H98L99 41V38H101V39H104L105 38V41L104 40H101L100 42H102V41H104V44H102V45H106L105 44V42H109V41H111L112 43H115V39L116 38H119V40H120V42H119V40L117 39V41H118V43H115L116 45H115V48H114V50H113V52L111 51V52H109L108 54H107V56H104L103 58H97V59H95L97 56L95 55V58H93V59H95V60H93V62H92V64L93 65H95L96 64V66H97V64H103L104 65V67L106 66L107 67V69L106 70H108V71H112V72H114V73H110V74H114V75H116V73L118 72H120L119 74H118V76H119V78H116V77H114V76H111V75H109V73L104 69V67L101 65V67H103V69H104V71L103 72H101V73H97L98 74V76H99V78L97 79V80H101L102 82H103V84H108V83H111V81L109 82V80H115L116 79V81L118 82V85H112V87L111 88H108V87H105V86H103V88L102 89H98V88H95V87H93L92 86V82H90L89 81V79H88V75L90 74V72H89V74L87 75V74H85L83 71H88V70H85L86 69V67H85V65L87 64L86 62V64H84V66L81 64V68H83V67H85V69L83 70V69H81V71L83 72V73H81L82 75L83 74H85V76H88V77H85L84 75L82 76V78L84 77V78H86V80L88 79V81H84V82H82V83H80L81 84V86L79 87V91H78V93L80 92V94L81 95H84L85 93H86V95H87V93L88 92H90L89 93V96L88 97H84V96H82V98L84 97V98H91V99H96V97H101L100 99L101 100H105V99H103L102 97H105V95H112V96H109V97H118V95L121 93V96H123L125 99H126V97H133L134 96V98H135V96L136 95H142V99H141V97H140V103L138 104V102H137V105L136 106H138V108H137V110L135 109L136 107H135V105H134V101H133V103L131 102V100H130V103H126V102H128V101H126V100H124V99H122V100H124V102H122L123 104L122 105H124V104H127L125 107L124 106H120V104L121 103H119V106L118 105H115L114 107H113V109L112 110H114L115 109V111H109V112H107L106 114L110 117V115H111V117H115L114 119V122L115 123H117L118 122V120H117V122H116V119H118V118H124L125 119V121L124 120H119V122L120 121H124L126 124H122V123H120V125L119 126H121V124L122 125H126L127 126V124L129 125H131L132 123H133V121H135V120H133L134 118H135V116L139 113V112H142V113H144L145 115H144V119H143V121H140V120H138V119H140L139 117L141 116V113H139V115H138V121H137V123L140 121V122H142L141 124H142V127H143V125H144V127L145 128H148V131H149V133H154V132H150L151 130H149V128L150 127H153L155 124H158V123H160L161 124V122H163V121H172V122H175V123H179V124H181V122L184 120L186 123H188V125H190L189 123H192V121H193V112L195 113H197L198 112V114H196V115H194V118L196 119V125H197V128H198V125L201 127V128H203V129H205V131H207V128L209 129V132H205L204 134H202L203 136H204V138L206 139V138H208L203 144H202V148H203V151L204 152H207L208 150H209V148L210 147H212L213 145H216L217 147H221V149L220 148H218V149H220V152L218 151H216V150H213V152L212 153H210V154H212L211 156H213L214 155V157H216L215 158V160H217V161H219V163L221 164L220 165V169H222V174L220 175V174H217V176H218V179H217V183L214 185L213 183H214V179H211L212 177H209V178H207V179H209V180H212V182L210 183V182H204V184H203V186L201 187V191H202V193H206L207 191H208V189L209 188H213L214 187V189H216L217 190V193H216V195L214 196V198H213V200H216V202L218 201H226L227 199L228 200H231V199H229L230 198V196H228V191L230 192L231 190H236V188L238 187V186H240L239 185V179L240 178H244V176L245 177H247V178H249V181H246V182H248L249 184L247 185L248 187H249V190H250V192H247V193H249V194H247L246 192H242L243 194H244V196L243 195H240V194H242L240 191V194H238V196L240 195V197L241 198H239L238 200H239V202L238 201H235V202H233L234 204H235V207H236V210H235V208H234V210H231V211H235V212H237L238 213V215H237V217H238V219L235 217V219L237 220V222L235 223V221H233L232 223H235V232H237V231H239V230H243L244 229V232H243V234H241V235H244V238L242 239V240H244V242L246 243V240H247V243H250L248 246H250V249H252V255L251 256H253V255H258V252L259 251H262V252H264V72H263V76H262V78L263 79H260V81H253V84L251 85L252 87L251 88H249V90L251 89V91L255 94H247L246 92H248V90H246L245 88H247L248 89V87H246L245 86V88H241V89H244L243 90V92H240L239 94H236L237 92L236 91H234V93H227V92H223V88L225 87V84H228V83H232V84H234L235 82H243V79L242 78H239V77H236L235 79H233L234 78V76L233 75H231V73H229V74H226L223 78H221L220 80H218L217 82H216V86H215V92L217 93V95H214V96H210V97H205L204 96V100H206V102L204 103V105L202 106V108L201 107H199V108H193L192 106H188L187 104L188 103H185L186 101H187V99H188V97H186L184 94H183V92H184V89H182L183 87H182V84H181V81L182 82H184L187 78H188V76H191L192 77V73H191V70H193V67L194 68H197V67H199V66H197V64H198V62L199 61H202L201 59H199V60H197V58H196V56H195V58H196V61H198L197 62V64L196 65H192L191 67H192V69H190V67H188L189 66V64L190 63H188V60L189 59H187V55L189 54H193L194 53V49H193V53L192 52H190V51H192V48H193V45L195 44V43H198V41L197 40H195L194 38L195 37H199V36H201V35H198L197 34V36L195 35V37H194V34H196L195 32H194V34L193 33H191V29L188 27V25H187V28H189L190 29V31L188 32V33H191V35L190 36H192V34H193V36L192 37H194L193 39H191V37H190V39H188V40H184V42H181V43H179L180 41V38H182V41H183V39L185 38V37H187V35L186 36H184V37H180V36H177V37H180L179 38V40H178V42L176 43V41L177 40H173V41H175V44H179V45H174L173 43H167L169 40H170V34H169V31L171 30L170 28V30L168 31V28L166 29L167 31H168V34H169V36L168 35H166L167 33H166V30H165V33H161L162 35H163V37H165V35H166V37L168 36L169 37V40L166 42H163L162 40V38L163 37H160V33H158L157 34V32H156V30L158 29V28H156V30H155V28L154 29H152L151 28V25H149V27H147L144 31H146V33H144V31H143V33L141 32V30H140V27H139V25L137 26V25H134V26H130V27H126V26H123L122 28L120 27V28ZM143 27V26H142ZM158 27V26H157ZM170 27V26H169ZM192 27V26H191ZM205 27V26H204ZM54 28V27H53ZM53 28H51V31H53ZM145 28V27H144ZM193 28H192V30H193ZM195 28H194V30H195ZM46 29H48V28H46ZM54 29H56V27L54 28ZM96 29V28H95ZM121 29V30H120ZM186 29V28H185ZM185 29H183V30H185ZM189 29H187V30H185L186 32H182V36H183V34L185 35L186 33H187V31L189 30ZM57 30H58V28H57ZM98 30V29H97ZM152 30H154V32L151 34V31ZM158 30H160V28L158 29ZM157 30V31H158ZM160 30V31H161ZM164 30H163V32H164ZM48 31H49V29H48ZM55 31V30H54ZM93 31H94V29H93ZM159 31V32H160ZM94 32H97V31H94ZM99 32H97V33H99ZM155 32H156V36L158 35L159 37H160V39L161 40H159V41H161L162 42V45H161V47L163 48V55H169L170 53H173L172 51H176V50H178V49H185V50H182L181 52H177L178 54V56H179V59L177 60V62H173V64H174V67H171V66H169L168 64H167V67L164 65L165 63L163 62H160L161 60H163V59H158V60H156V62L155 63H153V62H149L152 58L151 57H149V58H151V59H149V61H148V59H147V57H143L142 56V58H140V56L138 57L139 59H136V56H137V53L138 52H136V54H135V56L134 55H131V52H132V49H134V45H136L135 47H137L138 45H140L141 44V41H140V44H139V39L141 40V37L143 36V38L145 37V40H147V41H151L153 38H154V36L153 35H155ZM171 32V31H170ZM187 33V34H188ZM102 34V33H101ZM114 34H115V32H114ZM165 34V35H164ZM54 35H56V32L54 33ZM97 35V34H96ZM104 36V37H103ZM155 36V37H156ZM157 36V37H158ZM189 36V35H188ZM95 37H94V39H95ZM157 37L156 38H154L155 39V41H156V39H157ZM173 37V36H172ZM112 38H115L114 40L112 39ZM142 38V39H143ZM189 38V37H188ZM200 38V37H199ZM168 39V38H167ZM177 39V38H176ZM93 40V39H92ZM91 41V40H90ZM154 41V40H153ZM171 41V40H170ZM199 41H201L200 39H199ZM99 42V43H100ZM172 42V41H171ZM92 43H95V42H92ZM147 43V42H146ZM97 44V43H96ZM144 44V43H143ZM99 45V44H98ZM101 45V44H100ZM110 45V44H109ZM112 45V44H111ZM145 45V44H144ZM197 45V44H196ZM62 46V45H61ZM151 46V45H150ZM263 46H264V44H263ZM262 46V48H264ZM114 47V46H113ZM139 47H142V46H139ZM139 47H137L138 49H139ZM144 47V46H143ZM159 47V46H158ZM55 48H57V47H55ZM73 48V47H72ZM111 48V47H110ZM136 48V49H137ZM145 48H146V46H145ZM194 48H197V46H195ZM48 49V48H47ZM54 49V48H53ZM52 49V50H53ZM75 49V48H74ZM111 49H113V48H111ZM135 49V50H136ZM56 50V49H55ZM88 50V49H87ZM109 50V49H108ZM135 50L132 52V53H134L135 52ZM142 50V49H141ZM144 50V49H143ZM146 50V49H145ZM160 50V49H159ZM264 50V49H263ZM262 50V51H263ZM60 51V50H59ZM73 51V50H72ZM77 51V50H76ZM155 51V50H154ZM154 51H152L153 53H154ZM157 51V50H156ZM262 51H261V53L260 54H262V55H264V51H263V53H262ZM87 52H89V51H87ZM105 52V51H104ZM140 52V51H139ZM158 52H160V51H158ZM185 52V53H184ZM186 52L188 53V52H190V53H188L186 56H184V54H186ZM74 53V52H73ZM72 53V54H73ZM77 53V52H76ZM75 53V54H76ZM106 53H107V50H106ZM105 53V54H106ZM143 53V52H142ZM92 54V53H91ZM90 52L89 53H86V50H85V52H84V50L83 51H79L78 50V53H77V55L79 56V58H83L84 57V59L83 60H86V59H90L91 57H90ZM104 54V55H105ZM144 54H146V53H144ZM158 54V53H157ZM160 54V53H159ZM175 54V53H174ZM54 55V54H53ZM74 55V54H73ZM76 55V56H77ZM94 55H91V56H94ZM102 55V54H101ZM100 55V56H101ZM156 55V54H155ZM161 55V54H160ZM188 55V56H189ZM209 55V54H208ZM208 55H207V57H208ZM211 55V54H210ZM90 58H89V57ZM103 56V55H102ZM134 56L135 57V59H134V57L132 58V57ZM147 56V55H146ZM172 56V55H171ZM178 56H175V57H178ZM191 56V55H190ZM213 56V55H212ZM214 56H216V55H214ZM213 56V57H214ZM74 58H77V57H75V55L73 56ZM170 57V56H169ZM175 57H174V59H175ZM185 58V60L187 59V62L186 61H184V58ZM206 57V56H205ZM204 57V58H205ZM205 58L206 59V61H207V59H209V57H211V56H209L208 58ZM212 57V58H213ZM144 58H145V60H144ZM156 57L154 56V59H155ZM166 58V57H165ZM189 58H191V57H189ZM216 58L217 57H215V58H213L212 60H216ZM78 59V58H77ZM147 59V60H146ZM157 59V58H156ZM177 59V58H176ZM264 59V58H263ZM262 59V60H263ZM74 60V59H73ZM92 59H90V61H91ZM153 60V59H152ZM165 60H167V59H165ZM169 60V59H168ZM167 60V61H168ZM194 60V62H195V59H193ZM212 60H210V61H212ZM74 61H77V63H78V61H80L79 59L78 60H74ZM164 61V60H163ZM166 61V62H167ZM171 61V60H170ZM191 61V63L193 62L192 60H190ZM209 61V60H208ZM207 61V62H208ZM206 62V63H207ZM214 62H216V61H214ZM258 63H260L259 62V60L257 61ZM82 63H84V62H82ZM91 62H89V64H90ZM171 63V62H170ZM200 63V62H199ZM203 63L205 64V62H204V60L202 61V63H200V64H202L203 65ZM209 63H211V62H209ZM208 63V64H209ZM212 63H213V61H212ZM261 63H263V64H260V66L262 67L263 65H264V62L262 61ZM79 64V63H78ZM199 64V65H200ZM223 64H225V62L223 61ZM80 65V64H79ZM78 65V66H79ZM93 65H89V66H91V68L93 67L94 68V66ZM161 65V66H160ZM162 65H164L165 67H163V68H161L162 67ZM191 65V64H190ZM202 65H201V67H202ZM205 65H207V64H205ZM211 65V64H210ZM210 65H208L209 67H210ZM255 65H256V67L254 66V64H253V66H252V68L251 69H255V68H257V67H259V65L258 64H256L255 63ZM88 66V65H87ZM89 66H88V69L90 70V68H89ZM204 66V65H203ZM213 66H215L216 68H219V66L217 67V65H213ZM213 66L211 65V67L213 68ZM231 66V65H230ZM232 66H234V64H232ZM250 66H251V64H250ZM80 67V66H79ZM78 67V68H79ZM97 67H99L100 69H102L100 66H97ZM111 67V68H110ZM200 67V69L202 70V68ZM206 66H204V68H205ZM255 67V68H254ZM220 68H221V66H220ZM248 68H249V66H248ZM96 69V68H95ZM98 69V68H97ZM102 69V70H103ZM111 69V70H110ZM114 69H115V71H114ZM206 69H208L207 67H206ZM235 69V68H234ZM250 69V70H251ZM78 70V69H77ZM101 70V71H102ZM116 70H119V71H117L116 72ZM245 70V69H244ZM80 71V70H79ZM92 71V70H91ZM202 71H204V70H202ZM206 71V70H205ZM204 71V72H205ZM230 71V70H229ZM247 71H249V70H247ZM74 73H76L75 71H73ZM195 72V71H194ZM203 72V73H204ZM227 72V71H226ZM250 72V71H249ZM197 73H201V74H203L201 71L200 72H197ZM207 73H209V72H207ZM228 73V72H227ZM96 74V73H95ZM96 74V75H97ZM191 74V75H190ZM196 74V73H195ZM233 74V73H232ZM248 74V73H247ZM77 75H78V77H79V73H77ZM171 75V76H170ZM194 75V74H193ZM210 75V74H209ZM235 75V74H234ZM117 76V75H116ZM172 76L174 77V79L172 80L171 78H172ZM197 76H199V75H197ZM205 76H206V74H205ZM77 77V76H76ZM75 76L73 77V78H76ZM111 77V78H110ZM112 77H114V79L112 78ZM187 77V78H186ZM210 77H212V76H209V78ZM92 78H94V77H92ZM97 78V77H96ZM169 78L173 81L172 83H174V82H176V84H171V82L170 81H166L167 79L169 80ZM197 78L198 77H196L195 75L192 77V79L194 80V82L196 83L197 81H195V80H197ZM246 78V77H245ZM78 79V78H77ZM81 79V78H80ZM95 79V78H94ZM191 79V78H190ZM191 79V80H192ZM249 79V78H248ZM83 80H85V79H83ZM83 80H81V81H83ZM92 80V79H91ZM199 80L202 82V83H206V84H208V85H210V81L209 80H211V79H206V78H204L203 76L202 77H200L199 78ZM198 80V81H199ZM214 80V79H213ZM254 80V79H253ZM75 82V81H74ZM94 82V81H93ZM113 82V81H112ZM170 82V83H169ZM245 82V81H244ZM179 83V84H178ZM199 83V82H198ZM79 84V85H80ZM94 84H95V82H94ZM187 85H189L188 83H186ZM193 84V83H192ZM237 84V83H236ZM97 86H98V84H96ZM213 85V84H212ZM245 85H247V84H245ZM78 86V85H77ZM204 86V85H203ZM242 86V85H241ZM99 87H101V86H99ZM192 87V86H191ZM197 87V86H196ZM208 87V86H207ZM210 87V86H209ZM244 87V86H243ZM74 88H76V87H74ZM194 88V87H193ZM78 89V88H77ZM77 89H76V93H77ZM186 89V88H185ZM195 89V88H194ZM197 90H198V88H196ZM201 89V88H200ZM227 89V88H226ZM193 90V89H192ZM192 90H189V93H188V95L189 96H191V97H193V98H195V100H197V98L199 97L198 96V94L195 92V91H192ZM212 90V89H211ZM214 90H213V92H214ZM246 90V91H245ZM240 91H242V90H240ZM251 91H249L248 93H250ZM72 92H73V88H72ZM188 92V91H187ZM231 92H233L232 90H231ZM20 93V92H19ZM74 94V93H73ZM118 94V95H117ZM173 94H175L174 96H176V97H178V99H176L177 100V104H180V105H178V106H175V107H172V108H170V107H168V106H166V107H160L161 105H162V103H163V105L165 104L166 105V99H165V97H167V96H173ZM210 94H212V93H210ZM215 94V93H214ZM56 95V94H55ZM54 95V96H55ZM57 95H59V94H57ZM80 95V96H81ZM209 95V94H208ZM22 96V95H21ZM52 96H53V94H52ZM60 96V95H59ZM120 96V95H119ZM18 97H19V94H18ZM37 98H38V96H36ZM114 97V98H115ZM181 97V98H180ZM22 98V97H21ZM21 98H19V100L21 101ZM37 98H35V99H37ZM53 98V97H52ZM58 99H57V101L55 100V101H53V100H51L50 99V97H49V99L52 101V102H50L49 101V99H48V101L47 100H45V98H44V101H46V102H42V103H44V107L42 108V107H40L41 109V115H46V116H48L47 114L50 112L51 113V111L54 109V107H59V106H55V105H57V103H60L61 101H62V97H57ZM80 98V97H79ZM169 98V97H168ZM172 98V97H171ZM179 98L181 99V101L183 102H178L179 101ZM193 98H189V99H193ZM23 99V98H22ZM56 99V98H55ZM72 99H73V96H72ZM74 99H75V97H74ZM88 99V100H89ZM120 99V98H119ZM152 99H159V100H161V104L160 103H158V101H157V103L155 104L154 102V100L152 101ZM174 99V98H173ZM174 99V101L176 102V100ZM188 99V100H189ZM199 99H201V98H199ZM30 100H32V98L30 99ZM64 100V99H63ZM66 100V99H65ZM79 100V99H78ZM76 100L77 102H79V101H81V100ZM84 100H86V99H84ZM81 101V102H86V101ZM111 100V99H110ZM114 100V99H113ZM115 100H116V98H115ZM118 100V99H117ZM138 100H139V98H138ZM169 100H170V98H169ZM195 100H193V102H195ZM17 101V100H16ZM16 101H15V103H16ZM20 101H18L17 103L18 104H20ZM27 101V100H26ZM26 101L24 100L23 102H24V104L26 103ZM35 101H37V100H35ZM103 101H101L102 103H103ZM112 101V100H111ZM163 101V102H162ZM173 101V103H175ZM200 101V100H199ZM14 102V101H13ZM22 102V101H21ZM29 102V101H28ZM26 103V104H29V103ZM48 102V103H47ZM77 102H76V104H77ZM106 102V101H105ZM110 102V101H109ZM169 102V101H168ZM167 102V103H168ZM201 102V101H200ZM202 102H204V101H202ZM252 102L253 103H256L255 104V109H253L252 107L251 108H245V110L244 109H238L237 107H238V105H241V104H243V106H246V105H248V103L250 104H252ZM32 103V102H31ZM37 103V102H36ZM80 103V102H79ZM78 103V104H79ZM106 103H108V102H106ZM190 103V102H189ZM197 103V102H196ZM22 104V103H21ZM20 104V106H22ZM37 104H39V103H37ZM101 104V103H100ZM104 104V103H103ZM159 104H160V106H159ZM176 103L174 104V105H177ZM195 104V103H194ZM193 104V105H194ZM197 104H200L199 102L197 103ZM197 104L196 105H194V106H197ZM203 104V103H202ZM244 104H246V105H244ZM15 105V107L13 108L14 109V113L15 114H13L12 112L10 113V111H8L9 113H8V115L9 114H12L13 115V117L10 119V117H7V118H9L10 120H9V124H7V123H4L3 125H1V128H0V134H6V133H11L12 132V130L14 129V131H16L19 127H17V124H21V123H25L26 121H28V120H30L32 117H33V114H32V111H26L25 110V112H23L22 111V113H21V109H20V106L19 105H16V104H14ZM14 105H11V106H14ZM32 104H30V106H31ZM33 105H34V103H33ZM40 105V104H39ZM46 105H47V107H46ZM70 105V104H69ZM73 105V104H72ZM75 105V104H74ZM154 105H157V107L159 106V108H158V110H150V108L152 107V106H154ZM173 105V104H172ZM173 105V106H174ZM201 105V104H200ZM8 106H9V104H8ZM27 106V105H26ZM25 106V109H27V107ZM30 106H28L29 108H30ZM38 106V105H37ZM37 106H36V108H37ZM68 106V105H67ZM116 106L117 107H120V108H118V109H116ZM10 107V106H9ZM35 107V106H34ZM61 107V106H60ZM73 107V106H72ZM77 107V106H76ZM122 107H124V108H122ZM198 107V106H197ZM248 107H250V105L248 106ZM36 108H32L31 107V109L32 110H34V109H36ZM53 108V109H52ZM108 107H106V108H104V109H107ZM110 108V107H109ZM193 108V109H192ZM243 108V107H242ZM20 109V110H19ZM23 110H24V108H22ZM39 109V108H38ZM37 109V110H38ZM52 109V110H51ZM101 109V108H100ZM151 109H153V107L151 108ZM20 111V113L21 114H17L19 111ZM29 110V109H28ZM60 110V109H59ZM67 110H69L68 108L66 109V111ZM102 110V109H101ZM100 110V111H101ZM109 110H111V108L109 109ZM242 110H244V112L243 113H241V111ZM39 111V110H38ZM55 111V110H54ZM65 111V110H64ZM135 111H136V113H135ZM40 112V111H39ZM39 112H38V114H39ZM73 112H74V107H73ZM72 112V113H73ZM97 112H99V111H97ZM240 112V113H239ZM35 113V112H34ZM49 113V114H50ZM67 113H68V111H67ZM70 113V112H69ZM240 115H239V114ZM35 114H37V113H35ZM34 114V116H36ZM37 114V115H38ZM103 114V113H102ZM133 114V115H132ZM241 114H247L246 116L244 115V116H242ZM40 115V116H41ZM103 115H105V113L103 114ZM102 115V116H103ZM11 116V115H10ZM142 116H143V114H142ZM191 116V117H190ZM253 117L252 118V122L251 123H248V121H249V118L248 117ZM105 118L101 121V122H103V121H105V119H107L106 118V116H104ZM117 117V118H116ZM131 117H132V120H131ZM188 119H187V118ZM7 118H5V119H7ZM100 119H101V117H99ZM99 118L97 117L96 119H94V120H99ZM129 118H130V120H129ZM142 118V117H141ZM189 118H192V119H190L191 120V122H190V120H189ZM1 119V118H0ZM212 119H215L214 121H211ZM3 122H7V120H3V119H1ZM33 120V119H32ZM112 120H113V118H112ZM142 120V119H141ZM15 121V122H14ZM107 122H106V124L109 122V124L108 125H110L111 124V120H106ZM127 121H131L132 123H128ZM1 122V121H0ZM74 122V121H73ZM76 122V121H75ZM74 122V123H75ZM78 122V121H77ZM76 122V123H77ZM94 122V121H93ZM97 121H95V123H96ZM98 122H100V121H98ZM97 122V123H98ZM100 122V123H101ZM118 122V123H119ZM140 122H139V125H140ZM172 122H170L171 124H172ZM194 123H192V124H194L195 125V120L193 121ZM74 123H73V126H75V125H77V126H79V124H80V122H78L77 124H75L74 125ZM97 123H96V125H97ZM112 123H113V121H112ZM114 123V124H115ZM136 123V122H135ZM134 123V124H135ZM163 123H165L166 124V122H163ZM162 123V125H165V124H163ZM169 123V122H168ZM186 123H184L183 122V124H186ZM0 124H2V123H0ZM7 124V125H6ZM105 124V125H106ZM113 124V127H115V125ZM134 124H132V125H134ZM182 124V125H183ZM190 125V126H194V125ZM71 125H72V122H71ZM84 125V124H83ZM82 125V126H83ZM96 125H95V131L97 130V128H100V127H97L96 128ZM102 125V123L101 124H98V126H101ZM166 125H170V124H166ZM164 126V128H163V130H165V129H167V128H165V127H168V126ZM178 125V124H177ZM196 125H195V127H196ZM72 126V127H73ZM103 126V125H102ZM101 126V127H102ZM112 126V125H111ZM118 124L116 125V127H115V129H114V131H116V133H118L117 132V130H119L118 129ZM174 127H177V126H175V125H173ZM87 125L85 126V127H81L80 129H86L87 130ZM106 127H107V125H106ZM110 127V126H109ZM122 127H125V126H122ZM134 127H136V125L135 126H133L132 128L135 130V128ZM137 127H139L138 125H137ZM137 127H136V129H137ZM141 127V126H140ZM141 127V128H142ZM143 127V128H144ZM172 126H170V128H169V131H171L170 129H172L171 128ZM173 127V130L175 129ZM200 127H199V129H200ZM75 129V131H76V128L77 127H74ZM79 128V127H78ZM93 127H91V129H92ZM141 128L139 129L141 132H142V137H143V135H144V133H143V131L141 130ZM142 128V129H143ZM144 128V129H145ZM84 129H83V131H84ZM107 130L106 128H105V126H103V128H101V130ZM111 129H112V127H111ZM117 129V130H116ZM122 129V128H121ZM120 129V130H121ZM132 129V130H133ZM153 129V128H152ZM185 129V128H184ZM183 129V130H184ZM51 130V129H50ZM73 130V131H74ZM79 130V129H78ZM94 130V128L91 130L92 132H95V131H93ZM110 130V129H109ZM124 130V129H123ZM138 130V129H137ZM137 130H135V131H132V132H134V136H130V137H134L135 139H136V137H135V135L137 134L136 133V131ZM172 130V131H173ZM175 130H178V129H175ZM174 130V133L176 132ZM183 130H182V134H185V133H183ZM24 132H25V130H23ZM30 131V130H29ZM29 131H27L26 130V132L27 133H29ZM53 131V130H52ZM48 132V134L45 136V137H42V134L40 133L39 135L42 137V145L41 146H43V144L45 145H47V144H50L51 145V143L54 141V140H56V138L52 141V139H53V135H56V133H55V131L54 132ZM91 132L89 129L86 131V132H82V133H87V132ZM98 131H100V130H97V132ZM104 131V132H105ZM113 131V133H112V130H111V132H110V134H114L115 132ZM126 131V130H125ZM125 131H123V133L125 134ZM129 131H131L130 129L128 130V132ZM139 131V133H141ZM167 131H168V129H167ZM167 131H166V133H167ZM169 131H168V133H169ZM171 131V132H172ZM180 131V135H179V133H177V134H175V135H173L172 133H170V136L169 135H166L165 134V131H164V133L162 132V129L160 130V132H162L161 134H163V138H164V136L166 135V137H171L172 135L174 136V137H176V135H179L180 136V139L182 138L181 136V130H179ZM23 132V133H24ZM44 131H42V133H43ZM45 132H47V131H45ZM79 132V131H78ZM77 132V133H78ZM88 132V133H89ZM91 132V133H92ZM103 132V133H104ZM107 132H109V131H107ZM127 132V133H128ZM132 132H130V133H132ZM138 132V131H137ZM157 133H158V131H156ZM159 132V133H160ZM199 132V131H198ZM13 133V132H12ZM75 133V132H74ZM73 133V134H74ZM76 133V134H77ZM88 133L86 134V138H88L90 135H91V133H89L90 135H88ZM122 133V132H121ZM121 133H119V135L117 134V136L118 137H122L124 134L122 133V136H121ZM136 133V134H135ZM138 133V134H139ZM157 133H154L155 135H157ZM167 133V134H168ZM218 133V134H217ZM76 134L73 136L74 138L76 137ZM79 134H81V133H79ZM78 134V135H79ZM83 134V135H84ZM129 134V133H128ZM128 134H125V135H128ZM133 134V133H132ZM145 134H146V132H145ZM148 134V133H147ZM153 134V135H154ZM165 134V135H164ZM87 135H88V137H87ZM92 135H93V133H92ZM109 136V134L107 133L106 135H105V133H104V138H105V136ZM130 135V134H129ZM155 135H154V138H155ZM159 135V134H158ZM215 135V136H214ZM69 136H70V134H69ZM81 136H82V134H81ZM80 136V137H81ZM115 136V135H114ZM113 135H112V137H114ZM137 137H138V135H136ZM139 136L141 137V135L139 134ZM160 136V135H159ZM162 136V135H161ZM179 136H177V137H179ZM214 136V137H213ZM72 137V136H71ZM77 137H79V136H77ZM76 137V138H77ZM79 137V138H80ZM84 137V138H85ZM111 137V138H112ZM118 137H116L117 139H115V141L116 140H120V139H118ZM129 137V136H128ZM127 137V139H129L130 140V138H128ZM140 137H138V138H140ZM145 137V139H147L146 137H148V136H144ZM153 137V136H152ZM151 137V138H152ZM158 136H156V138H157ZM173 137V138H174ZM38 139H41V138H39V137H37ZM36 138V139H37ZM73 138V139H74ZM82 138H83V136H82ZM110 138V139H111ZM154 138H152V139H154ZM156 138L153 140V142H149L148 143V145L149 146H151V147H155V150H159L160 148V146L158 147V143L159 142H166V143H168L167 141H169L170 140V138H165V139H167V141H163V139H162V137H161V141L159 140V141H157V142H155V140H156ZM158 138H160V137H158ZM203 138V137H202ZM36 139H35V141H36ZM78 139V138H77ZM76 139V142L78 141V140H80V139H78L77 140ZM108 139V138H107ZM109 139V140H110ZM121 139H123V137L121 138ZM133 139V138H132ZM141 139V138H140ZM143 139V138H142ZM149 139V138H148ZM152 139H150V141H152ZM172 139V138H171ZM175 140H177V138H174ZM179 139V138H178ZM75 140V139H74ZM82 140V139H81ZM80 140V141H81ZM88 141H89V138L87 139ZM87 140H83V142L85 143ZM112 140V139H111ZM114 140V139H113ZM124 140H126L125 138H124ZM134 140V139H133ZM132 140V142H134ZM158 140V139H157ZM173 140V139H172ZM173 141V142H175V144L174 143H171L170 141V143H171V145L169 146V147H171L172 146V149H173V145L174 146H176V144H178L179 145V143L177 142L176 143V141ZM38 141V140H37ZM57 141V140H56ZM56 141H54V142H56ZM87 141V142H88ZM103 141L105 142V140L103 139ZM102 141V142H103ZM127 142H128V140H126ZM136 141H138V140H136ZM181 141V140H180ZM179 141V142H180ZM44 142V143H43ZM48 142H51V143H48ZM54 142H53V144L52 145H54L53 146V149L55 150V151H53V150H51V151H53L52 153H49V154H47L48 152L46 151V153H44L43 152V150H44V148H45V146H43V150L41 151V154H42V152L45 154H43L44 156H48V155H50V157H49V160L47 159L46 161L44 160V158H43V160L45 161L44 163L43 162H41V159H40V161H37V162H40V163H42V164H39V163H37V162H34V163H32L33 161H34V159H35V156H33L32 155V152H35V151H32V150H34L33 148H32V146H33V144H31L32 146H29L31 149H30V151H28L26 154L28 155L27 157L31 160L32 158H30V155L32 156V157H34V159H32L31 160V164L30 165H28L30 162H28L27 164L25 163L26 161H28L29 159L28 158H26V159H28V160H26V159H24L25 161L23 162V161H21L20 162V158H19V156L20 155H16V154H12L13 155V158H11L12 156H9V154H7V155H5L6 153H4L3 155H2V157L3 158H0V164H3V166L4 167H7V174L9 175L8 177H6V179H4L5 181H0V182H2V183H0V223H2V227L0 228V239L1 238H3V239H7L8 237V235L10 234V228L12 227V222H11V218H10V211H13V210H19V209H27L28 207H30V206H39V205H41V206H43V205H45L46 207L49 205L50 206V201L51 200H53V199H50L51 197H53L54 198V196H58V198L59 197H61V198H63V200L64 201H66L67 199L68 200H72V204H74V205H76V203H78V201L80 200H82L83 202L80 204V206H81V208H80V210L77 212V214H73V212H72V219H78V218H81L82 220H81V222L83 221V220H86L87 219V217H86V215H89L90 217L89 218H92V216H93V218L95 219V217L96 218H98V219H100L101 218V220H102V218H105V217H108L107 219H109V217H116V216H118L119 215V213L120 212H122V206H118V204L117 205H113L112 203H110L109 201V204H108V202H107V205H105L104 204V206H101V205H99L100 203H97V202H95V200H94V198H97V196L95 195V192L97 191H100L101 189H103V188H105V189H109V187H112V188H116V190H118L119 191V195H121L119 198L120 199H124V197H122V196H124L125 195V193L127 194L129 191H128V189L127 188H129L128 186V183H130V181H131V177H130V179H129V177H128V179L127 178H125V180H118V179H116L117 177H116V175L118 176V173H121V171H122V169H125L124 167H126L127 165H131L132 164V166L131 167H133V164H141L142 165V167H144L145 166V168H144V175H145V177H147V175H150L149 174V171H151V169H155V171L156 170H159L160 168L162 169L165 165H161V167H160V165H159V169H158V167H156V163H155V161L153 160V158H151L153 161L152 162H149L150 160H147L148 162H145L146 161V159H144V160H141V158L142 157H138L139 155H136L137 157L135 158H131L130 157V155H129V157L131 158L130 160H129V158L127 159L126 157L125 158H123L122 156H117V157H114V160H113V158L112 159H110V157H109V159H107L106 157H105V159H107V161L109 160V161H111V160H113L112 162H109V164H108V162L104 159L103 160V162L105 161L107 164H104L103 165V167L101 168V169H99V167H101V165L102 164H100V165H98V169L96 170V168H95V170L93 171V173L91 172V176H89L90 175V173L88 174V177H90L89 178V180H88V178H87V173L86 172H84V173H86V177H84L83 179H85V178H87V182L86 183H83V184H85V189L83 190V193H81V191H82V189L83 188H81V190H80V193H76V191L78 190L77 188H79V187H77V184L75 183L76 181H78V180H80L79 178H78V175H76V176H74L75 175V172H73V173H70V174H72V179H68V180H72V187L71 186H69V184H66L65 186H69V187H66V189L65 188H63V189H61V190H55L56 192H51V189H49V186H50V182H52V181H48V180H50V179H52L53 177H50V179L48 178V180H45V177H44V180H43V177H42V173H41V171L44 169V168H46V166H47V168H50V169H48V170H52V169H54L55 170V168L53 167L54 165H56V163H57V160L59 159L58 157H56L57 158V160H55L56 158L55 157H53L54 155H55V153H56V149L57 148H55V145L57 144V142H56V144H54ZM82 142V141H81ZM83 142L82 143H77V144H79V146L80 147H82V151L85 149H87V147H88V145H89V143H88V145H86V144H83ZM104 142L102 143V145L104 144ZM106 142H107V140H106ZM109 142V141H108ZM107 142V143H108ZM122 142H124V141H122ZM131 142V141H130ZM40 143V142H39ZM39 143H37V144H39ZM91 143V142H90ZM100 143V142H99ZM107 143L106 144H104L103 146L101 145V147H103L102 149L101 148H99L100 146H98V143L94 146L95 148H99L100 150H103V152H104V150L105 149H107L106 147H105V145H107ZM110 144H111V141L109 142ZM108 143V144H109ZM119 144L120 142H118V141H116V143L114 142H112V144ZM124 143H126V142H124ZM135 143V142H134ZM182 144H183V142H181ZM101 144V143H100ZM117 144V145H118ZM121 144V143H120ZM120 144L118 145V146H120ZM130 144H132V143H130ZM129 144V145H130ZM140 144V143H139ZM160 144V143H159ZM165 144V143H164ZM36 145V144H35ZM52 145H51V148H52ZM60 145V144H59ZM91 145V144H90ZM135 145V144H134ZM146 145H147V143H146ZM39 146V145H38ZM56 146H58V144L56 145ZM77 146V145H76ZM93 146V145H92ZM111 146V145H110ZM113 146H115V145H113ZM112 146V147H113ZM136 146V145H135ZM165 146V145H164ZM29 147H27V150H28V148ZM50 147V146H49ZM90 148H93V147H91V146H89ZM122 147V146H121ZM146 147V146H145ZM148 147V146H147ZM158 147V148H157ZM169 147L167 148V151L169 150ZM39 148V147H38ZM47 148H48V146H47ZM51 148H49V149H51ZM105 148V149H104ZM141 148H142V145H141ZM153 148H151L152 150H153ZM157 148V149H156ZM162 148V147H161ZM40 149H41V147H40ZM49 149H47V150H49ZM58 149H59V147H58ZM109 149V153H110V149H112L111 147H109L108 148ZM116 149V147L115 148H113L112 150L114 151ZM118 149V148H117ZM132 150H133V147L131 148ZM150 149V150H151ZM217 149V150H218ZM26 150V151H27ZM36 150V149H35ZM38 150V149H37ZM36 150V151H37ZM81 149H79V151H80ZM92 150V149H91ZM90 150V151H91ZM94 151L96 150V149H93ZM100 150H96V152L98 151L99 152V154H100ZM137 150V149H136ZM136 150H134V152L136 151ZM140 150V149H139ZM155 150H154V152H155ZM161 150V149H160ZM160 150H159V152H160ZM171 150V149H170ZM169 150V152H171ZM50 151V150H49ZM50 151V152H51ZM78 151V150H77ZM78 151V152H79ZM82 151H81V153H82ZM89 151V150H88ZM94 151H92V152H94ZM118 151V150H117ZM120 151V150H119ZM141 151H142V149H141ZM141 151H140V153H141ZM144 151V150H143ZM167 151H165L166 153H167ZM38 152H40V151H38ZM76 153L78 156H79V154L80 153ZM98 152L97 153H93L94 155H98ZM112 152V151H111ZM115 153H116V151H114ZM114 152H112V153H114ZM128 152H130V151H128ZM133 152V153H134ZM139 152V151H138ZM137 151H136V154L138 153ZM147 151L145 150L144 151V153H146ZM153 152V151H152ZM168 152V153H169ZM8 153V152H7ZM28 153H31V154H28ZM35 153H37V152H35ZM35 153H33V154H35ZM86 154H87V151L85 152ZM90 153V152H89ZM112 153H110V154H112ZM115 153H114V156H115ZM143 153V152H142ZM141 153V154H142ZM155 153H157V155H158V157L157 158H159L160 156V153L158 154V152H155ZM166 153H161V155L163 154L164 156H163V158H162V160L165 162V164L166 163H168L167 161H169V160H167L168 158H167V155H166ZM247 153V155H246V157H245V155L244 154H246ZM26 154H24V152H23V155L25 156ZM38 154H40V153H37V156H38ZM40 154V156L41 157H43L42 155ZM47 154V155H46ZM106 154H107V152H106ZM119 154H120V152H119ZM122 154V153H121ZM147 154V153H146ZM172 154V153H171ZM175 154V153H174ZM23 155H21L22 157H23ZM51 155H53L52 156V159H51ZM92 155V154H91ZM101 155V154H100ZM99 155V157H102V156H100ZM102 155H105L104 153L102 154ZM116 155H117V153H116ZM126 155V154H125ZM143 155H145V154H143ZM143 155H141V156H143ZM156 155V154H155ZM156 155V156H157ZM168 155H170V153L168 154ZM244 155V156H243ZM7 156H9V157H7ZM36 156V157H37ZM56 156V155H55ZM75 156V155H74ZM80 156H81V154H80ZM84 156H85V154H84ZM87 156V155H86ZM85 156V157H86ZM112 156V155H111ZM132 156H135V155H132ZM146 156V155H145ZM155 156V157H156ZM174 156V155H173ZM26 157V156H25ZM95 157V156H94ZM108 157V156H107ZM127 157H128V153H127ZM162 157V156H161ZM168 157H170V156H168ZM171 157H172V155H171ZM38 158V157H37ZM40 158V157H39ZM78 159H79V157H77ZM77 158H74V157H72V165H70V163L68 164V162L66 161V165L65 164H63V167L65 168V169H63L62 168V170H66V172H71L70 170H73L74 171V168L76 167V164H78V160H77ZM87 158V157H86ZM85 158V159H86ZM143 158H144V156H143ZM157 158H154L155 160L157 159ZM167 158V159H166ZM173 158V157H172ZM171 158V159H172ZM82 159V158H81ZM147 159H149V158H147ZM174 159V158H173ZM210 159V158H209ZM211 159H212V157H211ZM35 160H38V159H35ZM42 160V161H43ZM84 160V159H83ZM83 160H81L82 161V163H83ZM102 161V160H101ZM100 161V162H101ZM144 161L145 163H142V162ZM163 161H161L160 159H157V164H158V162H163ZM208 161V160H207ZM81 163V162H80ZM90 163V162H89ZM89 163H87V164H89ZM111 163V164H110ZM206 163V162H205ZM205 163H203V164H205ZM92 164V163H91ZM160 164V163H159ZM246 164L249 166V167H245L246 166ZM93 165V168H94V164H92ZM91 165V166H92ZM134 165V167H133V169L135 170V171H137V167L136 166H138V165H136L135 166ZM144 165V166H143ZM167 165V164H166ZM214 165H215V162H214V160H209L204 166L202 165V167H200V169H201V172H202V175L203 176H205L207 173H209V171H213L214 169L216 170V168L217 167H214ZM57 166H58V164H57ZM87 166V165H86ZM105 166V167H104ZM59 167V166H58ZM78 167H80V166H78ZM83 167H84V164H83ZM88 167V166H87ZM95 167H97V164H96V166ZM130 167V168H131ZM136 167V168H135ZM140 167V166H139ZM138 167V168H139ZM90 168V167H89ZM93 168H90V169H93ZM118 168V171L117 172H115L116 171V169ZM127 168V167H126ZM129 168V169H130ZM76 169V168H75ZM81 169V168H80ZM88 169V168H87ZM139 169H141V168H139ZM47 170V169H46ZM67 170H69V171H67ZM77 170V169H76ZM82 170H84L83 168H82ZM82 170H80V172H82ZM115 170V171H114ZM131 170H132V168H131ZM214 170V171H215ZM63 171V172H64ZM78 172V174H79V169L77 170ZM127 171H129V170H127L126 169V172ZM133 171V170H132ZM132 171L130 172L132 175L134 174V173H132ZM139 171V170H138ZM138 171L137 172H135V175L137 176V178H138V175H137V173H138ZM141 171H143V168L141 169ZM247 171H248V174H247ZM43 172V171H42ZM65 172V174L67 175V173ZM89 172V171H88ZM114 172V173H113ZM124 172V171H123ZM41 173V174H40ZM125 173V172H124ZM128 173V172H127ZM130 173H128L127 175H129ZM140 173V172H139ZM34 174V176H35V174L36 175H41V177L42 178H40L39 176H36V177H30V176H32ZM52 174V173H51ZM64 174V173H63ZM74 174V175H73ZM81 174H83V173H81ZM142 174H143V172H142ZM142 174H140L139 176H141ZM80 175V174H79ZM127 175H126V177H127ZM134 175V176H135ZM68 176H70V175H68ZM67 176V177H68ZM143 176V175H142ZM213 176V175H212ZM29 177L31 178V180H29ZM66 177V176H65ZM66 177V178H67ZM81 179H82V177L81 176H79ZM124 177H125V175H124ZM144 176H143V180L144 181H141V183L143 182H146V180L144 179L145 178ZM28 178V180H26ZM71 178V177H70ZM132 178H133V176H132ZM150 179H151V177H149ZM111 179L115 182H113V183H111ZM148 179V178H147ZM1 180V179H0ZM54 180V179H53ZM136 179H134L133 178V180L131 181V183L132 182H134ZM149 180V179H148ZM147 180V181H148ZM216 180V179H215ZM248 180V179H247ZM13 182L14 184H15V190L12 192V190H10L9 191V189H8V184H6V183H8V182ZM27 181V182H26ZM30 181V182H29ZM84 180H82V182H83ZM244 181H245V178H244ZM4 182V183H3ZM6 182V183H5ZM68 182V181H67ZM70 182H68V183H70ZM79 182V181H78ZM241 182V181H240ZM134 183H136V182H134ZM133 183V184H134ZM138 183V182H137ZM142 183V184H143ZM147 183V182H146ZM145 183V184H146ZM148 183H149V181H148ZM147 183V184H148ZM243 182H241V184H242ZM12 184V183H11ZM52 184H53V182H52ZM51 184V185H52ZM79 184V183H78ZM126 184L128 185V186H126ZM133 184H131V186L133 185ZM144 184V186H147V185H145ZM81 185V184H80ZM214 185V186H213ZM242 185H244V184H242ZM9 186H11V185H9ZM12 186H13V184H12ZM64 186V187H65ZM79 186V185H78ZM139 186H141V185H139ZM143 186V187H144ZM81 187V186H80ZM84 187V186H83ZM133 187H135V184H134V186ZM142 187V188H143ZM242 187L243 186H241V191L242 190H245V189H242ZM245 187V186H244ZM247 187V188H248ZM136 188H138V185H137V187ZM131 189V188H130ZM135 189V188H134ZM140 189H141V187H140ZM53 190V189H52ZM115 190V191H116ZM132 190V189H131ZM240 190V189H239ZM248 190V191H249ZM127 191V192H126ZM51 192V194H47V193H50ZM78 192V191H77ZM85 192H87L88 194H89V197L86 199V196H85ZM96 192V193H97ZM132 192V191H131ZM75 193L76 194H79L78 196H79V198L77 199L76 198V195H75ZM86 193V194H87ZM130 193V192H129ZM129 193L127 194V195H129ZM133 193V192H132ZM231 193V192H230ZM245 193L248 195V198L245 196ZM47 194V195H46ZM117 194V193H116ZM124 194V195H123ZM126 195V196H127ZM133 196L135 195V193L134 194H132ZM125 196V197H126ZM258 196H260L261 198H259ZM55 197V199H57ZM112 197H113V195H112ZM115 197V196H114ZM113 197V198H114ZM122 197V198H121ZM229 197V198H228ZM257 197H258V199H257ZM70 198V199H69ZM109 198H111V197H109ZM117 197H115V199H116ZM119 198H117V200L119 199ZM133 198V197H132ZM246 198L249 200V202H245V204H244V201L246 200ZM54 199V200H55ZM97 199H99V198H97ZM122 199V200H123ZM227 200V201H228ZM111 201H112V199H111ZM114 201H116V200H114ZM114 201H112V202H114ZM120 201V200H119ZM125 201V200H124ZM132 201V200H131ZM202 201H203V199H202ZM208 201V202H207ZM205 200L204 199V206L206 207V208H208V207H211V206H214V204H212L211 206H208L207 207V205L209 204V200ZM247 201V200H246ZM61 202H63V201H61ZM126 202V201H125ZM124 202V203H125ZM211 202H212V200H211ZM122 203V201L120 202V204ZM131 203V202H130ZM160 203V202H159ZM158 203V204H159ZM213 203H214V201H213ZM227 203V202H226ZM236 203H239V204H236ZM53 204V203H52ZM132 204V203H131ZM163 205H156L157 207V210H160V211H163V210H165V209H167V207L166 206H164V203H162ZM211 204V203H210ZM215 204H217V203H215ZM229 204V203H228ZM230 204H231V202H230ZM229 204V205H230ZM53 205H56V203L55 204H53ZM53 205L52 206H50L51 208L53 207ZM103 205V204H102ZM165 205H166V203H165ZM243 205L245 206V207H243ZM45 206H43V207H45ZM118 206V207H117ZM126 206V205H125ZM203 206V207H204ZM50 207H48V208H50ZM119 207H121V209L119 208ZM204 207V208H205ZM78 208V209H79ZM73 209V208H72ZM86 209H88V212H86L85 210ZM211 209H212V207H211ZM233 209V208H232ZM123 211H125V209L123 208ZM86 214V215H85ZM116 214H118V215H116ZM121 214V213H120ZM233 214V213H232ZM84 215H85V217H84ZM224 215V214H223ZM235 215H236V213H235ZM95 216V217H94ZM120 216V215H119ZM38 217V216H37ZM217 219H220V216H219V218L217 217ZM91 220H93V219H91ZM105 220V219H104ZM75 221V220H74ZM78 221H80V219H78ZM220 221H222L223 222V220L221 219V220H218V224H219V222ZM251 223V225L250 226H253L254 225V227H257V228H254L253 227V229H251V227H250V229H248V226H246V228H244V226L247 224V223H249V222ZM86 222V221H85ZM91 222V221H90ZM89 219H88V225H89ZM98 222V221H97ZM102 222H103V226H104V221L102 220ZM76 223V222H75ZM80 223V222H79ZM106 223V222H105ZM77 224H78V222H77ZM100 224V223H99ZM102 224V223H101ZM101 224L99 225V226H101ZM221 224V223H220ZM219 224V225H220ZM73 225V224H72ZM80 225H82V227H79ZM80 225H77L78 226V228L77 229H79V228H81V230L79 229V232H82V229H86V228H88V227H86V224H82V223H80ZM87 225V226H88ZM97 225H98V223H97ZM105 225H107V223L105 224ZM223 225V224H222ZM33 226H38L37 224H33ZM74 226V225H73ZM77 226H75V230L77 231V229H76V227ZM86 228H85V227ZM99 226H96V225H93V228H92V230H94V231H97V228L99 229ZM221 226V225H220ZM90 227V226H89ZM106 227V226H105ZM105 227H103V228H105ZM224 227V226H223ZM101 228V227H100ZM103 228H101L102 230H103ZM243 228V229H242ZM17 229L19 230L18 232L19 233H22V231H24L23 229H24V226H21V225H19V226H17ZM259 229L260 230H263V232L261 231V233L260 232H258L259 231ZM73 231V232H75L76 233V231ZM101 230V231H102ZM105 231V230H104ZM103 231V232H104ZM17 232V231H16ZM17 232V233H18ZM25 232V231H24ZM73 232H72V255H73V253L75 252V250H77V249H75V245H76V240H75V238H76V236H80L79 234L77 235V233H78V231H77V233L75 234H73ZM85 231H83L82 233H84ZM98 232V231H97ZM241 232V233H242ZM258 232V233H257ZM82 233H81V236H82ZM230 233V232H229ZM263 233V234H262ZM240 235V237L242 238V236ZM11 236V235H10ZM226 236H229L228 234L226 235ZM233 236V235H232ZM246 237H249V238H246ZM232 238V237H231ZM251 241V242H248L249 240ZM19 242H17V245H21V243H22V237H19L18 239H17ZM242 240H241V244L243 243L244 244V242H242ZM26 243V242H25ZM81 244V243H80ZM80 244H78V245H80ZM87 244V243H86ZM240 244V245H241ZM77 245V246H78ZM76 246V247H77ZM83 246V245H82ZM85 246V245H84ZM248 246H245V247H247V248H245V250L246 249H248ZM42 247V246H41ZM81 247V246H80ZM87 247V246H86ZM239 247H241V246H239ZM251 247H254L256 250H253V248H251ZM77 248H79V247H77ZM89 248V247H88ZM73 249H75V250H73ZM85 249H87V248H82V250H80L79 249V254L81 255V254H83L84 252H85ZM89 250L91 251L92 250V248L90 247L89 248ZM250 252V251H249ZM250 252V253H251ZM77 253V252H76ZM75 253V254H76ZM230 253V252H229ZM232 254V253H231ZM44 256L45 258L47 257H49V252H48V250H46V251H44V252H41V254H39V255H37V257H41V256ZM221 255V253L220 254H218V256H220ZM263 255H264V253H263ZM21 256V255H20ZM73 257V256H72ZM222 257H224L223 258V260H225V261H227V260H229V258L231 257V255L230 254H227V253H225L224 252V254L222 253ZM233 257V256H232ZM257 257V256H256ZM259 257V256H258ZM26 254L24 255V259L26 260ZM21 259V257H19V260ZM231 259H233V258H230V260ZM256 259V258H255ZM261 259V258H260ZM259 259V260H260ZM22 260H23V255H22ZM33 260H34V258H33ZM243 260H245L244 258H243ZM250 260V259H249ZM248 260V261H249ZM252 260H253V258H252ZM251 260V261H252ZM259 260H255L256 261V263H255V261L253 262H250V263H248L247 262V264H264V259H263V261H262V259H261V261L259 262ZM21 261V260H20ZM247 260H245V262H246ZM53 264H57V263H55V262H52ZM225 263V262H224ZM40 264V263H39Z\"/></svg>",
  "mask_w": 264,
  "mask_h": 264
}]
</instances>
